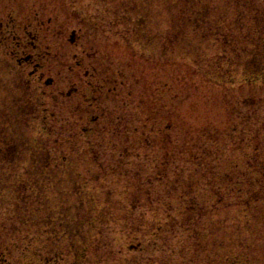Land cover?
Returning a JSON list of instances; mask_svg holds the SVG:
<instances>
[{
  "label": "rangeland",
  "instance_id": "374dc122",
  "mask_svg": "<svg viewBox=\"0 0 264 264\" xmlns=\"http://www.w3.org/2000/svg\"><path fill=\"white\" fill-rule=\"evenodd\" d=\"M262 65L264 0H0V264H205L156 225L264 163Z\"/></svg>",
  "mask_w": 264,
  "mask_h": 264
},
{
  "label": "trees",
  "instance_id": "16d2710c",
  "mask_svg": "<svg viewBox=\"0 0 264 264\" xmlns=\"http://www.w3.org/2000/svg\"><path fill=\"white\" fill-rule=\"evenodd\" d=\"M254 57L258 59L259 55H255ZM262 63L263 61H260V64ZM258 71L264 73V65H262V68ZM2 145L3 147L0 149L2 154L12 152L11 143L5 141ZM253 147L256 156H259V154L261 155L264 151V145L259 150H257L254 145ZM249 161L250 159L246 160V162ZM239 170L237 174L239 175L238 180L226 182L224 187H218L216 201L214 202L208 199L201 202L197 197L188 198L187 193L181 195L180 201L182 202V209L180 215L177 216L176 223H170L172 216L170 215V211H166V219H163L165 223L156 225V229L170 231L175 225L182 226L187 234L192 236L195 240V254H199V252L202 251L206 253L207 262L201 261L205 264H264V262L260 263L258 259L254 258L253 251L250 250L251 243L260 238V236L254 238V232H251L253 233V237H239L236 241L230 243H225L224 241L222 245H218V242L211 241L210 244L203 245L202 239L204 235H202V232L197 226L201 224L204 216L206 220H208V215H215L222 205H226L232 209L233 222L245 220L246 227H248V225L251 227L256 220L262 218L261 222L264 226V163L258 164L257 166L243 167ZM164 173H166V171H164ZM66 174L67 173H64L63 175ZM156 174L160 176L159 171ZM20 186L21 185L16 186V189L21 188ZM189 187L192 191L193 185L191 184ZM155 202L156 200L150 199V206L155 207ZM202 204L210 208L208 212H205L206 215L202 212ZM172 207L173 205L169 202L167 203V207L164 206L162 210L165 211L167 208ZM159 209L161 208L159 207ZM220 223L221 226L224 227L228 224V221L222 220ZM165 226L168 227V229L164 228ZM204 229H208L207 225L204 226Z\"/></svg>",
  "mask_w": 264,
  "mask_h": 264
}]
</instances>
